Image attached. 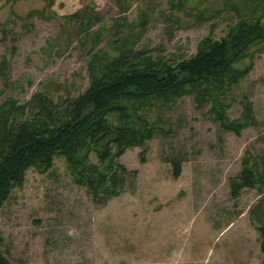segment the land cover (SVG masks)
<instances>
[{
  "label": "rangeland",
  "instance_id": "rangeland-1",
  "mask_svg": "<svg viewBox=\"0 0 264 264\" xmlns=\"http://www.w3.org/2000/svg\"><path fill=\"white\" fill-rule=\"evenodd\" d=\"M254 12L264 23V0H0V104H25L36 92L58 105L77 98L92 55H114L119 36L140 35L134 51L175 63ZM253 49L235 65L248 73L224 103L233 121L247 97L256 125L223 131L192 95L145 111L150 121L162 117L163 133L119 158L127 171L120 196L96 204L71 183L62 158L53 174L29 169L0 208V252L13 264H264V188L230 190L243 159L264 156V51Z\"/></svg>",
  "mask_w": 264,
  "mask_h": 264
},
{
  "label": "trees",
  "instance_id": "trees-1",
  "mask_svg": "<svg viewBox=\"0 0 264 264\" xmlns=\"http://www.w3.org/2000/svg\"><path fill=\"white\" fill-rule=\"evenodd\" d=\"M170 6L183 9L180 2ZM140 19L144 28L149 18ZM139 38L119 36L114 55L94 53L87 64L89 85L77 98L58 105L49 94L36 92L25 104L14 98L0 104V208L24 184L29 169L53 174L56 158L64 159L71 183L86 189L96 204L120 196L127 171L119 158L163 133L162 117L150 121L145 111L169 107L177 98L192 95L197 108L209 106L220 128L235 135L257 124L247 97L233 121L226 117L229 105L224 103L248 73V67L237 70L235 65L251 58L253 48L264 51V23L255 12L240 17L219 40L211 34L202 38L195 55L175 63L134 51ZM4 67L1 62L2 74ZM260 159H243L244 168L230 184L234 197L243 188H264V156ZM171 166L178 178L180 160L173 159ZM257 230L264 254V229ZM0 264L13 263L0 252Z\"/></svg>",
  "mask_w": 264,
  "mask_h": 264
}]
</instances>
